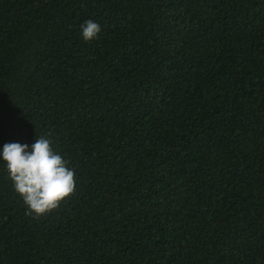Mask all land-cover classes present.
Masks as SVG:
<instances>
[{
    "label": "trees",
    "instance_id": "obj_1",
    "mask_svg": "<svg viewBox=\"0 0 264 264\" xmlns=\"http://www.w3.org/2000/svg\"><path fill=\"white\" fill-rule=\"evenodd\" d=\"M40 136L77 190L26 216L0 159V264H264V0H0V150Z\"/></svg>",
    "mask_w": 264,
    "mask_h": 264
},
{
    "label": "clouds",
    "instance_id": "obj_2",
    "mask_svg": "<svg viewBox=\"0 0 264 264\" xmlns=\"http://www.w3.org/2000/svg\"><path fill=\"white\" fill-rule=\"evenodd\" d=\"M80 27L85 41L96 39L101 31L100 25L92 20ZM52 145L50 138L40 136L30 145L11 142L0 150L13 189L26 206V216H45L76 193L75 170Z\"/></svg>",
    "mask_w": 264,
    "mask_h": 264
}]
</instances>
